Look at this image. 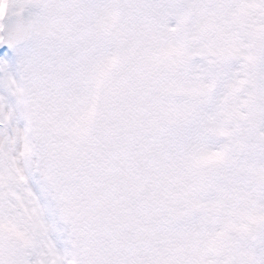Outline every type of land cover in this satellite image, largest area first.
Segmentation results:
<instances>
[{"label":"snow or ice","instance_id":"6c2138e0","mask_svg":"<svg viewBox=\"0 0 264 264\" xmlns=\"http://www.w3.org/2000/svg\"><path fill=\"white\" fill-rule=\"evenodd\" d=\"M0 264H264V0H0Z\"/></svg>","mask_w":264,"mask_h":264}]
</instances>
